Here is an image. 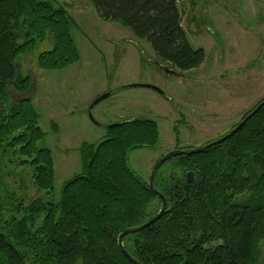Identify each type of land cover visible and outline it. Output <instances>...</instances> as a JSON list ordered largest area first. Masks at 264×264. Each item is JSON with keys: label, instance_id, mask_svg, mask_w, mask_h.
Here are the masks:
<instances>
[{"label": "trees", "instance_id": "16d2710c", "mask_svg": "<svg viewBox=\"0 0 264 264\" xmlns=\"http://www.w3.org/2000/svg\"><path fill=\"white\" fill-rule=\"evenodd\" d=\"M90 3L101 20L118 23L148 43L162 69L181 76L203 63V50L191 47L182 28L179 0ZM75 28L56 0H0V264H133L117 238L161 207L148 181L128 163L129 152L157 145V125L144 119L111 124L98 144L82 145L81 172L63 185L57 201L39 196L26 203V182L18 179L14 188L5 181L13 177L7 166H23L37 193L53 190L52 154L36 145L45 134L27 97L31 80L23 76L21 62L36 44L50 41L51 49L37 57L40 70L75 64L80 58ZM153 187L166 209L149 227L123 238L132 259L140 264H261L264 106L223 143L168 158Z\"/></svg>", "mask_w": 264, "mask_h": 264}, {"label": "rangeland", "instance_id": "374dc122", "mask_svg": "<svg viewBox=\"0 0 264 264\" xmlns=\"http://www.w3.org/2000/svg\"><path fill=\"white\" fill-rule=\"evenodd\" d=\"M56 2L76 22L73 38L80 58L63 70H40L38 55L52 47L45 41L28 50L21 62L23 76L31 80L27 97L45 134L36 145L51 151L54 171L53 190L45 195L31 188L23 166H7L13 174L5 179L8 185L18 188V179L26 182V203L39 196L57 201L63 185L81 172L79 149L102 141L104 126L134 119L156 123L154 149L133 150L127 156L131 169L148 181L160 157L224 136L264 98V0H179L182 28L191 47L202 49L205 58L180 77L158 66L148 43L118 23L101 20L90 0ZM259 53L260 62L248 67ZM132 84L156 87L168 99L143 87L115 92ZM105 92L112 95L93 107L91 120L87 109ZM260 261L264 264V244Z\"/></svg>", "mask_w": 264, "mask_h": 264}, {"label": "water", "instance_id": "95a60500", "mask_svg": "<svg viewBox=\"0 0 264 264\" xmlns=\"http://www.w3.org/2000/svg\"><path fill=\"white\" fill-rule=\"evenodd\" d=\"M163 70H165L163 68ZM168 70V69H166ZM172 73H174L173 71H171ZM133 87H143V88H148V89H151L153 91H155L156 93L158 94H163V92L159 89H157L156 87H153V86H150V85H135V84H132V85H127V86H123L121 87V89H127V88H133ZM110 93H105L99 97H97L95 100H93V102L89 105L88 109H87V112H88V115L91 119V116H90V113H91V110L92 108L97 105L101 100L109 97ZM264 106V100L262 102H260L253 110L252 112H250L249 114H247L243 120H241L232 130H230L227 134H225L224 136H222L221 138H218L210 143H207L205 145H202L200 147H197V148H194V149H191V150H173V151H170L168 153H166L165 155H163L162 157H160L153 165V167L151 168V171H150V175H149V179H148V186L149 188L157 194L160 202H161V207L159 209V211L157 212V214L155 216H153L151 219H149L147 222H145L144 224L138 226V227H135V228H129V229H126L124 230L117 238V244H118V247L119 249L121 250V252L130 260V262H132L133 264H140L139 262L135 261L134 259H132L124 250L123 248V243H122V240L123 238L128 235V234H133V233H136V232H139L147 227H149L151 224H153L162 214L163 212L165 211L166 209V202H165V199L164 197L159 194L158 192L155 191L154 187H153V179H154V176L158 170V168L163 164L165 163L168 158H170L171 156L173 155H194V154H198V153H201L203 151H205L206 149L214 146V145H217V144H221L223 143L224 141H226L230 136H232L233 134H235L236 132H238L243 126L244 124L250 120L252 118V116L257 112L259 111L262 107ZM92 120V119H91ZM119 123H116V124H113V125H117ZM113 125H109V126H106V127H112ZM105 127V126H104ZM103 127V128H104ZM186 181L188 183L192 182L193 181V175L192 173H187L186 174Z\"/></svg>", "mask_w": 264, "mask_h": 264}, {"label": "flooded vegetation", "instance_id": "af4514ba", "mask_svg": "<svg viewBox=\"0 0 264 264\" xmlns=\"http://www.w3.org/2000/svg\"><path fill=\"white\" fill-rule=\"evenodd\" d=\"M263 47H264V45H263ZM203 52H204V51H203ZM212 53H213V52H212ZM263 53H264V48H263L262 54H263ZM262 54L259 53V54L256 56L257 59L259 58V59L257 60V62L255 61V62H256V63H255V62L252 61V62L250 63V65H248V67H250L251 65H256V64H258V63L260 62V60H261V56H262ZM221 57H222V56H220L219 59H220ZM204 60H205V58H204ZM203 62H204V61H203ZM165 70H166V69H165ZM246 71H248V69H247ZM246 71H243V73L246 72ZM166 72H167V73H172V72L169 71V70H166ZM166 75H167V74H166ZM176 76H177V75H176ZM181 76H183V75H181ZM178 77H180V76H178ZM109 92H110V91H109ZM117 92H118V91H117ZM105 93H108V92H105ZM105 93H104V94H105ZM110 95H112V93H110ZM160 95H161V94H160ZM161 96H163L164 98H167V99H168V97H167L166 95H164V93H163ZM261 102H262V101H261ZM92 109H93V108H92ZM251 112H252V111H251ZM113 124H116V123H113ZM174 127H175L176 129L178 128V127H176V126H174ZM174 131H175V130H174Z\"/></svg>", "mask_w": 264, "mask_h": 264}, {"label": "crops", "instance_id": "0c3cea01", "mask_svg": "<svg viewBox=\"0 0 264 264\" xmlns=\"http://www.w3.org/2000/svg\"><path fill=\"white\" fill-rule=\"evenodd\" d=\"M69 16L71 17V18H73L70 14H69ZM74 20V19H73ZM76 23V22H75Z\"/></svg>", "mask_w": 264, "mask_h": 264}, {"label": "bare ground", "instance_id": "6f19581e", "mask_svg": "<svg viewBox=\"0 0 264 264\" xmlns=\"http://www.w3.org/2000/svg\"><path fill=\"white\" fill-rule=\"evenodd\" d=\"M159 169V168H158Z\"/></svg>", "mask_w": 264, "mask_h": 264}]
</instances>
